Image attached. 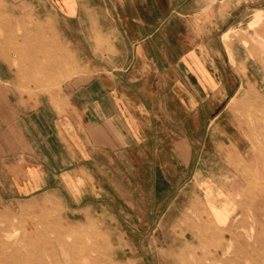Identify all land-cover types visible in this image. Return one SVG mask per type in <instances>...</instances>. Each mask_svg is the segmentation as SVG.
<instances>
[{
    "label": "crops",
    "instance_id": "crops-1",
    "mask_svg": "<svg viewBox=\"0 0 264 264\" xmlns=\"http://www.w3.org/2000/svg\"><path fill=\"white\" fill-rule=\"evenodd\" d=\"M45 1L68 21L112 18L104 30L120 67L74 80L48 115L0 95L9 190L67 193L75 208L88 204L87 220H118L123 240V225L155 234L180 199L200 224L228 227L237 203L226 178L251 142L225 112L251 78L264 81V0ZM11 80L0 69V87Z\"/></svg>",
    "mask_w": 264,
    "mask_h": 264
},
{
    "label": "rangeland",
    "instance_id": "rangeland-1",
    "mask_svg": "<svg viewBox=\"0 0 264 264\" xmlns=\"http://www.w3.org/2000/svg\"><path fill=\"white\" fill-rule=\"evenodd\" d=\"M87 2L104 5L102 0ZM99 15L68 21L56 16L49 1L0 0V69L10 71L12 79L9 86L0 87V95L10 107H21L26 115H48L44 108L49 110L74 80L120 67L114 64V39L105 31L114 25L112 18ZM261 19L258 16L254 24ZM245 89L231 104L223 102L234 110L225 116L234 117L251 142L247 159L235 162L229 168L233 175L226 178L237 203L228 227L212 231L185 214L180 199L175 208L171 202L166 205L164 225L155 234L144 226L137 235L123 225L128 236L123 240L118 220H87L88 204L75 208L67 193H19L13 184L9 190L0 162V238L9 235L25 251L53 248L60 264L66 258L63 251L70 255V264H264V81L251 78ZM18 99L26 105H17ZM1 108L0 101L3 113ZM34 221L40 223L35 233L30 227ZM8 222L17 235L2 232ZM57 222L60 229L48 228ZM64 242L68 246L63 247Z\"/></svg>",
    "mask_w": 264,
    "mask_h": 264
},
{
    "label": "bare ground",
    "instance_id": "bare-ground-1",
    "mask_svg": "<svg viewBox=\"0 0 264 264\" xmlns=\"http://www.w3.org/2000/svg\"><path fill=\"white\" fill-rule=\"evenodd\" d=\"M59 224L60 223L58 222L53 223L51 225H48V228H51L52 230L60 229L59 227H61L62 225ZM39 225L40 223L35 221L30 224V227L35 230L34 233L39 230ZM12 229H15L14 224L8 222L5 224V226H3L2 232H5L7 234L9 233L11 235L13 234L11 233ZM15 232L16 230L14 231V233ZM13 235L15 236L17 235V233ZM11 240L12 238L9 235L7 238H0V264H60L56 256V252L53 248L44 247L38 248L34 251H25L21 248V246L12 242ZM61 245L65 247V245L67 244L64 242L61 243ZM62 254L66 255L63 264H70V255L68 253H65L64 251L62 252Z\"/></svg>",
    "mask_w": 264,
    "mask_h": 264
}]
</instances>
